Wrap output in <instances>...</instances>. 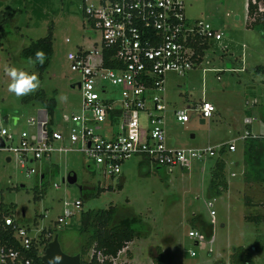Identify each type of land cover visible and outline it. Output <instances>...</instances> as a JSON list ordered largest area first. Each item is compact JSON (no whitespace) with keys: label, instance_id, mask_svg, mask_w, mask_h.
<instances>
[{"label":"rangeland","instance_id":"374dc122","mask_svg":"<svg viewBox=\"0 0 264 264\" xmlns=\"http://www.w3.org/2000/svg\"><path fill=\"white\" fill-rule=\"evenodd\" d=\"M81 4L82 0H0V109L7 115V126L25 128L24 118L37 117L42 112L38 100H23L9 93L5 68L15 66L38 73L40 89L55 101L51 125L61 130L63 143L67 144L68 116L79 107L80 92L72 83L78 75L70 69L66 53L91 40L84 31ZM243 4L244 0H183L187 19L207 20L222 35L208 41L196 66L182 74L167 70L163 75L168 144L210 145L213 155L192 159L188 168L176 165L166 170L149 160L140 162L141 155L131 154L122 159L117 174L109 175L81 151L70 149L52 151L47 158L35 160L31 164L35 171L26 174L9 151L0 149V200L12 206L9 214L14 222L28 227L34 235L40 254L44 238L50 239L53 234L62 251L75 253L82 241L76 228L79 211L112 204L117 208L116 217L140 216L141 221L135 224L140 235L148 232L146 239L150 243L171 252L166 258L169 264L224 262L236 245L248 251L252 264H263L264 219L252 216L264 214V178H257L245 161L242 143L241 155L240 150L222 152L230 163L237 160L238 168L230 183L232 195L221 188L220 194L212 196L213 222L202 201L212 193L209 184L213 160H223L216 156V144L234 138L238 146L241 141L237 136L248 127L243 118L257 117L258 109L264 107V28L259 22L249 24L250 17H259L262 10L245 16ZM47 26L51 30V54L47 65L39 69L33 60L21 56L19 49L29 39L44 35ZM199 98L213 103L209 118L200 122L197 111L192 109L187 111L184 122L172 117V108ZM258 164L264 175V154L259 156ZM67 172H74L72 182L66 181ZM75 199L80 200L79 207L74 208L66 224H58L55 218L62 201ZM188 228L202 232L204 247L187 235ZM152 244L148 249L144 241L137 249L139 263L151 261L147 254L155 253L156 246ZM125 250L120 249L112 261L124 262L129 251L133 253Z\"/></svg>","mask_w":264,"mask_h":264},{"label":"built area","instance_id":"2783aa9c","mask_svg":"<svg viewBox=\"0 0 264 264\" xmlns=\"http://www.w3.org/2000/svg\"><path fill=\"white\" fill-rule=\"evenodd\" d=\"M263 3L244 0L245 16L250 5L254 6L252 14L262 10ZM81 11L84 31L91 40L66 53L70 69L78 75L72 83L80 92L79 107L68 116L67 144L61 130L52 127L44 106L37 117L24 118L26 127L18 129L6 125L7 115L0 109V149L9 151L26 174L35 171L31 165L35 160L47 158L52 151L70 149L81 151L109 175L117 174L122 159L131 154H139L166 170L176 165L188 168L192 159L213 155L210 145L166 144L163 75L167 70L182 74L196 66L208 41L220 38L222 32L207 20L187 19L183 0H82ZM203 42L206 47H201ZM190 109L207 119L214 105L200 98L195 104L172 108V117L184 122ZM243 124L248 127L238 138H264V107L257 117L245 116ZM216 148L233 150L235 140L216 144ZM212 196L202 199L210 222L214 221ZM79 205V199L63 200L55 221L66 224ZM3 222L12 224L18 247L0 244V264H40L25 253L32 242L36 245L28 227L16 224L10 215H4ZM187 235L200 247L205 246L202 232L189 228ZM189 254L194 255V251L189 250ZM223 264H229L228 258Z\"/></svg>","mask_w":264,"mask_h":264},{"label":"trees","instance_id":"16d2710c","mask_svg":"<svg viewBox=\"0 0 264 264\" xmlns=\"http://www.w3.org/2000/svg\"><path fill=\"white\" fill-rule=\"evenodd\" d=\"M253 7V5L249 6V13L252 12ZM257 22H259L264 28V3L260 16L251 20V23L249 24ZM206 46L207 44L204 42L203 45H201V47ZM37 50L44 51L47 57L43 65H40L38 62L34 63L39 69H42L47 65L51 54L50 26H47L46 33L44 35L35 39H29L28 43L19 49V54L33 60V55ZM199 53L201 54L202 50H199ZM31 98L38 100L51 116L55 105L52 95H46L44 91L40 89L35 93L24 96L23 100H29ZM243 151L244 159L253 167L255 176L257 178H264V175H262L261 172L263 168H261L258 164L259 156L264 154V138H244ZM222 168V160L216 158L210 169L209 184L210 190L215 194H218L220 188H223L225 185ZM10 206L11 205L2 203L0 200V244L18 247V242L12 233V224H5L3 222V216L10 215ZM116 210V206L109 204L106 207H92L79 211L78 222L76 225L79 238L82 239L76 251L79 253V264H132L127 261L115 263L111 258L116 255L117 251L120 250L128 240L140 235V232L136 228L135 224L139 223L141 218L139 215L134 214L116 217ZM252 218L264 219V214H255ZM48 240L49 237L44 238V243L42 245L43 248ZM89 249H92V251L89 257H86ZM25 253L35 258L40 264H45L40 260V254H38L34 242H32L30 250ZM166 258L167 253L162 252L159 247H156L155 253L151 255V261L145 264H169ZM228 263L252 264L248 251L244 250L240 245L234 246V248L229 252ZM199 264H223V261L219 260Z\"/></svg>","mask_w":264,"mask_h":264},{"label":"crops","instance_id":"0c3cea01","mask_svg":"<svg viewBox=\"0 0 264 264\" xmlns=\"http://www.w3.org/2000/svg\"><path fill=\"white\" fill-rule=\"evenodd\" d=\"M206 49V48H205ZM204 49V50H205ZM204 50H203V52H204ZM201 60V59H200ZM200 60H199V62H200ZM200 99V98H199ZM199 101V100H198ZM198 101H196V102H198ZM167 102V101H166ZM196 102H194V103H188L187 105H192V104H195ZM42 106V105H41ZM260 109L261 108H259L258 109V111L260 112ZM165 117H166V114H165ZM14 119H15V117H14ZM199 120H200V118H199ZM203 120V119H202ZM243 121V120H242ZM240 143H239V145L238 146H236V143H235V148L233 149V151H239L240 150V155H241V152H242V148H241V143L243 144V139H240ZM166 144L167 145H169V146H176V145H174V144H168V142H167V133H166ZM177 146H180V145H177ZM226 148H223V150H221V151H218V153L216 154V156H219V157H222L223 158V160H222V162H223V168H222V174H223V180H224V187L223 188H225V190H228L229 192V194L230 195H232L231 193H232V191H230V183H232L233 181H234V175H235V173H236V171H235V169L236 168H238L237 166V163H236V161L234 162V163H230L226 158H224V154L222 153L224 150H225ZM239 153V152H238ZM8 158V157H7ZM144 160H146L144 157H142L141 156V159L139 160L140 162L142 161H144ZM214 161V160H213ZM223 169H225V171H223ZM170 170V169H169ZM227 170H228V172H227ZM41 176H42V173L40 174ZM220 190H221V188H220ZM212 192V191H211ZM220 192L221 191H219V193L218 194H220ZM215 193H211L210 195L212 196V195H214ZM196 221L198 222V221H200V219H196ZM189 229V228H188ZM147 234H148V232H146L145 234H141V235H139V236H137V237H133L132 239H130V240H128L126 243H125V245L121 248V250H125V248H127L128 250L126 251V252H128L129 251V249L131 250V251H133V253L132 252H130L129 251V254L127 255V258H124L123 259V261H127V262H130V263H132V264H142V263H139V258L137 257V255L135 254V252L137 251V249L138 248H141V245H142V243H144V241H145V243L146 242H148V249H149V246L152 244V243H150V241H149V239H146V237H147ZM144 239H146V240H144ZM152 246H156V247H159L160 248V250L162 251V252H164V253H171V252H167V251H165L160 245H158V244H156V243H153L152 244ZM155 247V248H156ZM132 248H135V251L134 250H132ZM119 251L120 250H118L117 251V254L119 253ZM68 253V252H67ZM150 253H149V251H148V254H147V258L148 259H150V256L151 255H149ZM135 258H136V262H134V260H135ZM144 263H149V262H144ZM204 263V262H203Z\"/></svg>","mask_w":264,"mask_h":264},{"label":"clouds","instance_id":"9594fccd","mask_svg":"<svg viewBox=\"0 0 264 264\" xmlns=\"http://www.w3.org/2000/svg\"><path fill=\"white\" fill-rule=\"evenodd\" d=\"M46 59L42 50H37L33 55V62L40 65H43ZM5 73L9 78L8 91L17 97L28 96L40 90L41 80L36 72L29 73L15 66H7Z\"/></svg>","mask_w":264,"mask_h":264},{"label":"water","instance_id":"95a60500","mask_svg":"<svg viewBox=\"0 0 264 264\" xmlns=\"http://www.w3.org/2000/svg\"><path fill=\"white\" fill-rule=\"evenodd\" d=\"M199 121L202 122V118H200ZM1 144L2 140L0 138V145ZM65 179L68 182H72L75 179L74 172H67ZM40 260L45 264H79V253H67L62 251L59 246L56 234H53L52 237L46 242L40 254Z\"/></svg>","mask_w":264,"mask_h":264}]
</instances>
